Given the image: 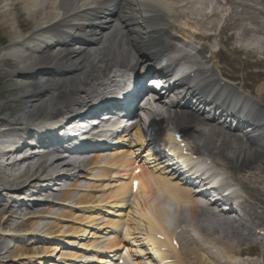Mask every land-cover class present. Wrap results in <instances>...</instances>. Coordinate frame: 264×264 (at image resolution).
Returning a JSON list of instances; mask_svg holds the SVG:
<instances>
[{
    "label": "bare ground",
    "instance_id": "6f19581e",
    "mask_svg": "<svg viewBox=\"0 0 264 264\" xmlns=\"http://www.w3.org/2000/svg\"><path fill=\"white\" fill-rule=\"evenodd\" d=\"M210 1L0 0V28L8 38V44L0 48V83L17 80L8 98L0 96V114L16 107L14 113H7L0 121L15 120L26 137L45 145L49 142L47 137L58 136L66 128L46 129L48 121L76 106L91 103L114 86L117 71L145 67L160 57L168 64L163 72L173 70L181 61L191 63L190 72L175 89L180 88L178 98L183 97L182 103H187L188 98L194 103L178 106L171 112L169 106L164 119L172 132L182 133L189 151L210 158L226 176L227 184L233 183L229 178L239 184L240 191L246 195L240 202L243 214H237L232 206L218 209L220 201L215 207L200 204L188 188L172 189L164 178H149L143 192L135 197L139 224L151 246L149 253L162 264H264V166L260 164L264 160V106L260 99L264 96V69L257 72L258 79H263L261 87H257L255 81L250 83L218 65L221 61L218 52L212 51L209 57L199 59L196 53H190L171 39L170 33L183 32L182 39H197L201 50H205L209 46L202 40L213 38L220 28L225 32L238 26L240 31L232 32L223 42H231L233 52L251 46L253 50L248 51L244 60L256 57L255 63L264 67V0H226V4L221 0H217L219 4ZM225 5H231V10L221 26ZM180 18L186 19L182 25L177 22ZM173 54L176 55L170 56ZM220 72L229 80L223 79ZM202 109L207 114L205 117L201 116ZM161 114L157 111L156 115ZM214 117L219 120L216 122ZM246 123L241 135L231 132ZM10 131H0V136ZM26 137L16 150H0V159L13 157L0 169V186L12 192L36 193L37 197H32L36 202L31 205L21 202L14 209L0 195L1 229L17 228L25 235L36 234L47 226L40 227V220L53 212L51 198L63 204L77 201L78 207L84 203L90 208L100 205L99 197L89 192L79 195L76 189L80 187L83 172L94 173L95 168H101L102 154L84 156L65 147L59 150L58 146L44 153L24 155L20 149L26 144ZM164 138L176 141L172 133H165ZM129 157L130 153L120 151L110 155L106 162L112 167L123 166L126 170H122L127 171L132 164ZM24 163L27 165L22 166ZM6 169L20 170L13 175ZM98 173L110 172L102 168ZM124 175L120 174L122 178ZM63 176H73L74 183L52 190L49 185ZM129 191L130 184L121 181L104 200L112 199L123 206ZM13 196L23 195L13 193ZM118 223L117 219H108L105 224L114 229ZM102 227L105 225L98 226ZM127 227L132 234L138 232L131 223ZM53 228L48 225V235L56 233ZM5 236L0 233V261L7 252L27 254L37 250L27 244L15 245L12 250ZM122 243V239L111 238L102 245L103 256L84 255L80 262L95 259L105 264L108 262L105 255L121 248ZM58 249L59 246L44 248L43 253L52 255ZM133 251L127 248L128 262L143 264L133 258ZM140 251L139 256L148 253L144 248ZM252 251L255 257L237 260L238 256H249ZM77 257L72 253L64 259ZM58 262L72 264L61 259L52 264Z\"/></svg>",
    "mask_w": 264,
    "mask_h": 264
},
{
    "label": "rangeland",
    "instance_id": "374dc122",
    "mask_svg": "<svg viewBox=\"0 0 264 264\" xmlns=\"http://www.w3.org/2000/svg\"><path fill=\"white\" fill-rule=\"evenodd\" d=\"M229 11V7L225 8L223 16L226 15ZM25 20L28 21L26 15L24 16ZM240 30L233 27L227 29L222 35L217 36L216 38L208 41L212 48H216L217 45H222V40L224 41L225 37H228L232 32L238 33ZM220 42V44H219ZM8 43V38L6 37L5 33L0 28V48L5 46ZM195 45V44H194ZM248 47V46H247ZM248 49L241 50V52H236L228 47L223 46L219 55H221L224 59L221 65H225L228 70L233 72L237 76L245 77L250 83H256V86L259 87L260 83L263 79H258L257 71L263 70V65L256 64L254 61L256 60L255 57H250L248 60H244V57L247 55ZM17 80H11L7 84L0 83V96L3 98H8L11 93L12 85ZM261 87V86H260ZM260 91V90H259ZM259 91L257 95L260 97ZM84 96V94H82ZM256 95V96H257ZM264 103V96L260 97ZM261 100V101H262ZM16 108V107H15ZM15 108L5 109L1 114L0 118L6 116L7 113H14ZM15 120H2L0 121V129L2 127H12L15 126ZM238 133V132H236ZM239 134V133H238ZM13 159L10 158L4 159L2 164H0V169L3 168V164H7ZM260 164L264 166V160L260 161ZM27 165L26 163L22 164V166ZM20 170V169H19ZM19 170L15 169H6L7 173L10 174H18ZM66 175V174H65ZM84 176V177H81ZM79 178L80 187L76 193L79 195L88 192L90 190L93 191V195L97 197H103L106 193L110 192L115 186L112 184L114 183L113 180L107 179L105 176L100 177L97 173L90 174V172H83V174ZM63 179V180H62ZM74 178L72 177H65L59 178L58 180L54 181L51 184L52 187L62 188L64 185L69 183H74ZM22 194V192L20 193ZM36 193H28L25 198L23 199L29 204L36 202L34 197ZM11 199V197L8 196ZM13 199V198H12ZM53 203V212L51 214H47L46 217L40 220L41 226L43 224H47L43 229H38L36 234L32 235H25L21 229L12 228V229H1L0 233L5 234L6 242L9 247L13 250V246L15 245H31L35 247L37 250L30 251V253H23L14 251V252H7L5 253V257L0 261V264H52L53 262L61 259L63 261H67L64 258L66 255L75 253L77 257L74 261H69L72 264H78L80 260L84 259V255L92 257L98 251V246L100 244H105L109 240V236L106 235L105 227L98 228L99 225H104L105 222V210H108L106 206L97 205L95 207H88L86 203L83 204V207H78L79 203L77 201H67V203H60L57 199L51 198ZM22 200V201H23ZM91 202V201H90ZM89 202V203H90ZM127 210H131L130 215L134 219V222L137 223L138 230L143 232L138 224V214L136 213L135 208H127ZM65 215H60V214ZM242 214V212H239ZM263 215H261L262 217ZM90 217H94L93 220H89ZM264 218V217H262ZM48 225H53L54 230H57L55 234L48 235V231L46 230ZM47 231V232H46ZM143 235V234H141ZM144 236V235H143ZM142 241H145L142 239ZM146 242V241H145ZM144 242V243H145ZM91 244V246H90ZM59 249L54 252V254L49 255L48 253L45 255L43 253L44 248L49 247H58ZM86 247L90 249H86ZM252 253H255L252 251ZM61 257V258H60ZM243 259V258H242ZM247 259V257H244ZM250 259V258H249ZM85 262H82L84 264ZM57 264H60L59 262ZM63 264V263H62Z\"/></svg>",
    "mask_w": 264,
    "mask_h": 264
}]
</instances>
